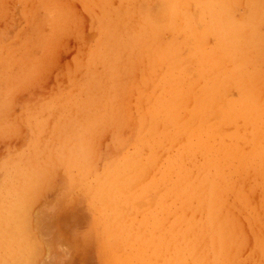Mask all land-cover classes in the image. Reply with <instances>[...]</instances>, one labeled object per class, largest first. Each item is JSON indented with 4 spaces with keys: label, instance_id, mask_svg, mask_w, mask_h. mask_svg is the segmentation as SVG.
Instances as JSON below:
<instances>
[{
    "label": "bare ground",
    "instance_id": "1",
    "mask_svg": "<svg viewBox=\"0 0 264 264\" xmlns=\"http://www.w3.org/2000/svg\"><path fill=\"white\" fill-rule=\"evenodd\" d=\"M227 4L225 0H168L165 8L155 13L149 6L127 7L123 12L119 6L120 10L104 11L95 20L100 36L90 62L100 64L103 75L98 78L87 72L86 83L80 86L84 97L71 98L69 109L62 112L69 121L90 120L86 130L71 132L73 138L65 147L67 181L73 190L87 195L90 211L96 213L88 233L104 249L110 264H233L243 243L240 235L236 237L234 201L259 214L257 208L243 202L246 183L252 185L250 192H264V93L258 83L264 80L260 71L264 52L256 25L259 3L250 2L252 16L241 18L231 16ZM166 32L171 34L168 42ZM209 33L215 38L213 49L203 44ZM137 69L141 85L136 98L138 86L132 83V75ZM230 84L238 88V100L228 98ZM132 94L138 101L133 109L125 98ZM226 123L234 127L226 136L208 130ZM86 124L72 122L74 126ZM117 124V129L129 128L128 137L123 140L117 130L116 148L97 170L89 159L91 147L86 138L93 134L95 125L113 134ZM26 201L20 205L23 215L32 204L25 206ZM263 207L261 203L260 209ZM8 212L5 224L12 216V206ZM252 217L251 228L258 224L257 216ZM20 226L3 225L0 229L12 233L1 237L3 252L11 259L18 254L13 246L20 241L14 234ZM252 237L254 248L264 245L261 235L253 233ZM31 249H27L28 256ZM260 257L256 264H264L263 251ZM7 260L0 259V264Z\"/></svg>",
    "mask_w": 264,
    "mask_h": 264
},
{
    "label": "rangeland",
    "instance_id": "2",
    "mask_svg": "<svg viewBox=\"0 0 264 264\" xmlns=\"http://www.w3.org/2000/svg\"><path fill=\"white\" fill-rule=\"evenodd\" d=\"M167 2L168 0H161V2L160 0H0V206L3 205L0 207V219L3 221L4 226L10 225L13 227L23 224L18 232L14 233L16 238H20L18 246H13V248L18 249V254L15 256L16 260L15 257L12 259L8 257L7 252H3L6 249L1 242L2 236L11 235L12 233L0 230V253H2L0 254V259H8L7 263L9 264L13 262L22 264V261L27 264V259L30 261L28 264H110V258L106 255L104 249H102L96 239H93L92 234L88 233L89 222L91 218L96 219V213L90 211V206L88 201H86L87 195L81 194L77 189L73 190L67 181V152L65 147L72 140V133L77 129L86 130L90 120L69 121L67 113L62 112V109L66 108L68 110L70 101L79 96V94L82 98L84 97L80 86L86 83L87 72L97 75L98 78L103 75L102 66L97 62L93 66L94 63L90 62L91 52L100 36L95 20L104 11L113 13L115 10L122 8L121 12H123L127 7H137L136 5L139 3L141 5L139 4L138 6H149L150 10L155 13L163 7L165 8L164 5ZM250 2L251 5L259 3L258 23L256 25H258L257 29L261 35L262 52H264V0H256V2H252V0H225V4L230 3L229 6L227 4L230 15L237 16V18L246 15L252 16L249 7ZM189 7H191L190 9L193 13L196 11L195 8H192L193 6L190 5ZM57 13L59 14L57 15ZM200 24L199 26H202V22ZM167 34L165 35L166 42L171 37V34ZM203 44L205 47L213 49L215 45L214 35L209 33L204 36ZM181 52L182 55L186 53L185 49L184 51L181 50ZM263 54L260 71L264 76ZM190 65L192 67L198 66L195 63ZM197 68H201L200 70L204 69L201 66ZM162 72L163 70H161ZM133 75L132 83H135L136 87L138 86L137 98L141 85L139 70L138 72L135 71ZM154 76L152 73V80ZM258 83L260 84V90L264 93V80ZM201 85H203L202 79L199 80V86ZM78 87L79 89H77ZM218 87L223 86L219 85ZM71 89L73 90L72 92ZM64 92H66L65 95ZM227 95L230 99L238 100L240 98L238 88L233 84L228 86ZM125 98L129 106H132V109L134 107L133 104L138 105V101L136 99L135 102L133 94ZM57 115L58 118L56 119ZM72 122H86L87 124L74 126ZM239 122L241 123V121L237 123L240 124ZM98 125L93 127L95 130L89 139L86 138V141L88 146L91 147L89 159L93 160L94 166L97 170H100L105 163V159L112 155L116 148L114 135L117 130L123 140L126 139L124 137H128L130 130L127 127L124 128V126H120V129H117L119 125L117 124L115 126L116 132L112 134V130H104L101 125L100 128ZM97 127L99 128V134L97 133ZM232 127L231 124L226 123L221 124L217 128L210 126L208 130H213L226 136L227 133H231L234 130V127ZM101 128L105 132L104 135L100 133L102 132ZM126 134L127 136H125ZM47 160L50 161L48 162ZM38 168L39 170H37ZM57 168L59 170H56ZM51 169H54L55 173ZM46 172H50V174L48 173V175ZM38 175H40V179ZM34 177L37 179H34ZM38 179L39 181L36 182L40 183L42 181L41 185L35 182ZM21 183L22 185H20ZM36 184L35 189L34 185ZM243 186L247 195L243 198V202L257 208L259 214L253 213L252 208L248 210L249 206L242 205V202L234 201L235 206L233 208L234 211H232L234 212L233 220L237 226L236 237L239 238L237 235H240L243 243H239V245L242 243V246H238V260L233 264H256V260H261L260 253L264 252V245H260L259 249L254 248L255 241L252 236L253 233H257L264 240V207L260 209V204L264 203V192L258 189L250 192L249 187L252 185L248 183ZM59 189L61 190L59 191ZM34 191H36L35 196L32 193ZM56 193L59 194L57 195ZM25 194H27V197ZM12 196L16 200L10 201L9 199H12ZM56 196H58L57 200ZM24 198L27 200L25 206L29 203L32 204L28 205V208L26 206L25 214L23 215L21 214L23 210L20 205L23 204V201L25 203ZM29 199L33 200L29 202ZM51 201L53 202L51 203ZM59 202L61 204H58ZM11 206L14 212H11L13 217L11 216L12 219L10 218L5 224V218L9 215L8 211L11 210ZM16 210H21V212L17 214ZM253 215L257 216L258 224L257 226L253 225V228H251L250 223L253 224ZM16 216H18L19 220ZM16 219L19 222L22 219L24 223H21L22 221L19 223ZM1 224L2 222H0ZM3 225L0 226V229ZM27 232L31 236H28ZM58 235L62 238H59ZM86 235L88 236L86 237ZM27 240L29 241L27 242ZM21 242H23V245ZM30 247L37 252L34 254L35 251L33 252L31 249L32 252H30L32 254L30 253L29 257L28 250H30ZM22 252L25 254H21ZM20 254L21 256H19ZM26 256L29 258H26ZM18 257L26 260L20 259L21 261L16 263L19 260Z\"/></svg>",
    "mask_w": 264,
    "mask_h": 264
}]
</instances>
